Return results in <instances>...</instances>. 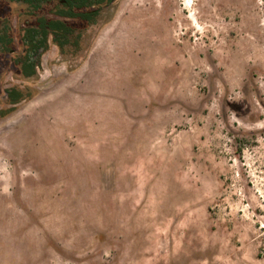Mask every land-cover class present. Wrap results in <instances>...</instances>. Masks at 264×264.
I'll return each mask as SVG.
<instances>
[{"label":"rangeland","instance_id":"1","mask_svg":"<svg viewBox=\"0 0 264 264\" xmlns=\"http://www.w3.org/2000/svg\"><path fill=\"white\" fill-rule=\"evenodd\" d=\"M9 5L20 56L41 10ZM78 28L32 77L0 64V264H264V0H107Z\"/></svg>","mask_w":264,"mask_h":264},{"label":"flooded vegetation","instance_id":"2","mask_svg":"<svg viewBox=\"0 0 264 264\" xmlns=\"http://www.w3.org/2000/svg\"><path fill=\"white\" fill-rule=\"evenodd\" d=\"M22 3L27 5L26 11L32 8L33 11L36 9L41 10L40 14L33 18V20H25L26 29H24L22 36L19 38L20 44L25 45L22 50V55L20 56H0V63L5 61H10L13 63H22L23 61L29 59L32 61H38L42 54L43 48L45 45H48L49 40H53L55 38V33L52 29H45L48 31L47 36L44 35V30L41 27L36 26V22L40 18L46 19L49 23L51 21H63L66 22L71 27L72 33H69V38L71 39L74 32L77 31L79 23L86 24L88 21L92 19H87L83 17V15L89 14L91 18L97 15V12L100 10V7L106 4L107 0H21ZM13 14V9L9 5L7 12L0 16V20L2 23L6 22L7 19H10ZM30 21V22H29ZM1 23V24H2ZM83 26V25H82ZM2 28L3 25L1 26ZM31 28H38L40 30V35H36V40L34 41V45L31 44L30 36L28 34V30ZM83 28V27H82ZM2 33V32H0ZM1 35V34H0ZM11 36L5 37V39L0 37V45L2 47L9 48L8 53H18L17 47L14 48L10 46L8 43V39ZM55 42V41H54ZM70 42V41H69ZM68 42L66 43V45ZM19 65V64H18ZM20 66V65H19ZM1 74V72H0Z\"/></svg>","mask_w":264,"mask_h":264},{"label":"trees","instance_id":"3","mask_svg":"<svg viewBox=\"0 0 264 264\" xmlns=\"http://www.w3.org/2000/svg\"><path fill=\"white\" fill-rule=\"evenodd\" d=\"M2 14H5V13H2V10H1L0 16ZM83 17L87 19H93V17L91 18L89 14L83 15ZM36 23H37L35 24L36 26L43 28L45 37L47 36V33H48V31L45 29L49 28L53 30V32L55 33L54 41L61 50H64L66 43L71 41L69 38V33L70 34L72 33L71 27L68 24H66V22L51 21L49 23L48 21H46V19L40 18ZM87 25H89V21L87 22ZM28 34L30 36L31 44L34 45V41L36 40V35H40V30L38 28H31L28 30ZM47 48H48V45H45L43 49L46 50ZM39 62H40V59L38 61H32V60L27 59L23 61L22 63H17L20 65V69L18 70V72L23 77H26V78L32 77L36 75L37 73L36 69L38 67ZM7 96L11 103H17L22 98L25 97V94L17 88H10L7 90Z\"/></svg>","mask_w":264,"mask_h":264}]
</instances>
